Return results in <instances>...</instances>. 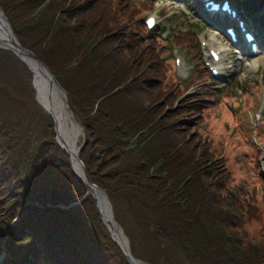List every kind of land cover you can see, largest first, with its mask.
I'll use <instances>...</instances> for the list:
<instances>
[{
  "label": "trees",
  "instance_id": "16d2710c",
  "mask_svg": "<svg viewBox=\"0 0 264 264\" xmlns=\"http://www.w3.org/2000/svg\"><path fill=\"white\" fill-rule=\"evenodd\" d=\"M121 2L0 0V8L22 47L65 90L85 133L79 157L87 179L107 194L137 260L264 264V244L239 234L238 225L255 222L260 210H244L225 174L201 172L212 156L186 117L197 108L176 111L165 65L152 49L121 42L127 25L120 17L130 5ZM32 76L0 44L3 264H130L93 196L63 209L88 190L57 143Z\"/></svg>",
  "mask_w": 264,
  "mask_h": 264
},
{
  "label": "rangeland",
  "instance_id": "374dc122",
  "mask_svg": "<svg viewBox=\"0 0 264 264\" xmlns=\"http://www.w3.org/2000/svg\"><path fill=\"white\" fill-rule=\"evenodd\" d=\"M186 1H190V6H185L184 0H120L121 3H130L126 13L120 17V23L123 20L127 25L121 42L129 45L134 42L137 47L152 49L160 63L165 65V76L172 78L176 93V111H181L182 105L190 109L197 108L186 117L195 122L193 132L199 135L197 143L204 146L212 156L201 172L207 171L215 176L225 174L230 191L238 194L236 200L245 207L244 210H260L259 213L253 211L258 218L253 223H246L242 218L238 220L239 234L264 244V51L258 56H252L249 47H246L248 55L246 52L241 53L231 46L224 34V27L228 24L221 31L209 28L208 22L192 11V4H197V0ZM151 15L158 17L159 25L150 32L146 20ZM182 37L187 38L181 42ZM222 39L224 42H221ZM213 50L221 53V61L218 63L211 56ZM23 56L20 55L24 60ZM25 57L38 68L29 56ZM29 67L33 80L36 75V87L40 95L38 72ZM213 70L220 75L218 79L213 77ZM56 89L54 86L52 90ZM56 91L64 96L62 91ZM69 109L66 107L68 112ZM74 120L82 133L78 142L79 147H82L85 133L75 117ZM240 190L245 195L240 194ZM95 206L100 215L96 201ZM71 207L73 205L63 206V209ZM100 218L106 226L101 215ZM116 224L128 240L130 248L124 230ZM105 228L108 230L107 226ZM118 243L123 247L121 242ZM130 254L135 264H149L137 260L131 248Z\"/></svg>",
  "mask_w": 264,
  "mask_h": 264
},
{
  "label": "bare ground",
  "instance_id": "6f19581e",
  "mask_svg": "<svg viewBox=\"0 0 264 264\" xmlns=\"http://www.w3.org/2000/svg\"><path fill=\"white\" fill-rule=\"evenodd\" d=\"M203 1L204 0H197V4L195 5L192 4V11L195 13L196 16H200V18L202 19H204L205 13H207ZM233 1L236 4V6L241 9V12H239L240 15L245 17L244 24L246 25L248 24V27L253 30L251 31V33L253 32L257 38V41H259V45H260L259 48L264 50V0H233ZM247 1L251 3L249 6V13H247L246 9L244 8L248 4ZM189 3L190 1H186V0H184L183 2V4L187 7L190 6ZM218 17H221V20H223V23L220 25V28L222 26H225L226 23H229L232 26L236 25L235 20L231 19L228 15H222ZM3 18H4V15L0 11V44L11 49L19 58H21L20 55H24L23 56L24 60L21 58L23 61H25L24 63L28 67L30 65L32 68H35V70H37L39 85L41 89V94H40L41 96L39 95L40 92H38L37 87H36V77H35L36 75H35L34 76V84H35L34 87L37 91L36 99L40 103V105L51 115L53 120L55 119L57 123V127H58V136H59L58 139H59L60 145L63 148V150H66V152L70 156L69 159H70L73 171H75L78 175H80L84 182L89 183L88 179H86L84 175L82 165L79 161L80 159L79 155L81 151H79L80 147H79L78 142H79V135H82V133H81V130L78 129L76 123L73 121V117L71 113H69L70 107H69V103L67 101L66 96L64 95V93H63L64 96H62L61 93H58L56 91L58 90L59 92H61L62 90L56 85L55 82H53L51 78H49L50 76L49 74L47 75L45 74L46 71L42 69L43 67L35 59H33L31 55L25 52L22 53V51L18 48V46L15 43L16 40L12 38V35L8 27L5 25L6 24L5 19L3 22ZM209 28H211V26H209ZM7 29L9 32L7 31ZM218 31H221V30L218 29ZM221 42H224V39H222ZM11 43H14V44L11 45ZM242 44L241 46L243 50L245 51L246 46L245 44L243 45ZM215 52L219 54V52L217 51ZM245 52L247 54V51ZM25 55L29 56L34 61L35 65L38 68L32 65V63L27 59V57H25ZM54 86L58 88L55 91L52 90ZM65 106L67 107V109H69V112L66 110ZM70 117L72 119H70ZM99 189L95 187H91L90 189L91 193L89 196H93L98 201L97 205H98L100 215L104 219V222L109 232L113 236L114 240H116L117 242H121L123 247L126 248L127 247L126 239L115 222V218L113 217L114 214L112 211V207L110 205V201L109 199L106 198L105 194ZM4 242H6L7 244V241H4ZM6 254H7V251L5 250L3 255H1L0 257V264H3ZM133 264H135V262H133Z\"/></svg>",
  "mask_w": 264,
  "mask_h": 264
},
{
  "label": "water",
  "instance_id": "95a60500",
  "mask_svg": "<svg viewBox=\"0 0 264 264\" xmlns=\"http://www.w3.org/2000/svg\"><path fill=\"white\" fill-rule=\"evenodd\" d=\"M0 11H1V13H3V15H4V19H5V22H6V25H7V27L9 28V30H10V33H11V35H12V37L16 40V45L18 46V48L22 51V53L23 52H25V53H27V54H29V55H31L32 56V58L33 59H35L42 67H43V69L50 75V77H51V79L53 80V82H55L56 83V85L63 91V93H64V95L66 96V98H67V94H66V92L64 91V89L59 85V83L57 82V80H56V78L53 76V74L50 72V70L48 69V67L43 63V62H41L31 51H29L28 49H25L24 47H22V45L20 44V42H19V40H18V38H17V36L15 35V33H14V30H13V28H12V26H11V24H10V22L7 20V18H6V16H5V14H4V12H3V10H1L0 9ZM21 59V58H20ZM22 60V59H21ZM23 61V60H22ZM24 62V61H23ZM70 113H71V115H72V117H73V121H75L74 120V115H73V113H72V111L70 110ZM54 123H55V130H56V134H57V143L58 144H60V142H59V136H58V127H57V123H56V121H55V119H54ZM78 124V123H77ZM79 126H80V124H78ZM81 127V126H80ZM82 129V128H81ZM81 149H82V147H80V149H79V151H81ZM64 151H66V150H64ZM70 157V156H69ZM79 161H80V163H81V165H82V168H83V172H84V175H85V177H86V171H85V168H84V164H83V162L79 159ZM74 172V174H75V176L80 180V181H82L83 183H84V185H85V187L87 188V190H88V193H87V195H86V197L87 196H89L90 195V189H91V187H95V188H97V189H99L96 185H93V184H91L90 182L88 183H86V182H84L83 181V179L81 178V176L80 175H78L75 171H73ZM86 179H87V177H86ZM100 191H102L101 189H99ZM104 194H105V196H106V198L108 199V197H107V194L104 192V191H102ZM86 197L82 200V201H80V202H78V203H76V204H73V206H75V205H79V204H81V203H83L84 201H85V199H86ZM103 221H104V219H103ZM105 223V222H104ZM122 232V231H121ZM122 234H123V232H122ZM123 236H124V234H123ZM125 237V236H124ZM114 239V238H113ZM125 239H126V237H125ZM117 244H118V242L116 241V240H114ZM126 242H127V247L126 248H122L119 244V246L121 247V249L123 250V252H124V254H125V256L127 257V259H128V261L130 262V264H133V262H136L133 258H132V256H131V254H130V248H129V244H128V240L126 239Z\"/></svg>",
  "mask_w": 264,
  "mask_h": 264
}]
</instances>
